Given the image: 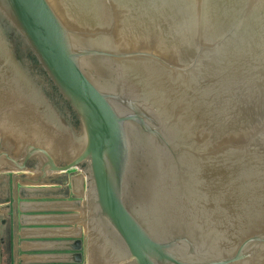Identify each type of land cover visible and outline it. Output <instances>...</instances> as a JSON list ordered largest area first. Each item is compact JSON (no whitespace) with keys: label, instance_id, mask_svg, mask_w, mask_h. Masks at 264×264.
<instances>
[{"label":"water","instance_id":"obj_1","mask_svg":"<svg viewBox=\"0 0 264 264\" xmlns=\"http://www.w3.org/2000/svg\"><path fill=\"white\" fill-rule=\"evenodd\" d=\"M173 1L193 46L181 61L144 49L108 47L114 46L112 18L100 45H93L81 37L84 32L68 27L50 0H0V64L16 63L24 75L16 92L1 81L0 90L14 92L21 101L35 96L33 104L56 112L69 134L81 133L69 150L58 147L55 138L29 139L18 157L0 149V184L11 172L39 173L37 178L15 174V187L17 181L38 183L52 173L80 168L88 184L90 264H242L264 250V224L234 230L227 249L215 253L178 223L155 229L131 201L139 142L152 149L164 172L180 179L181 186L190 173L187 158L245 159L234 166V173L259 182L264 178V0ZM24 52L48 77L43 91L33 85ZM131 61L150 63L179 79L194 73L203 77L206 71V102L214 104L204 108L208 143L192 138V129L185 126L187 109L172 117L150 95L140 81L145 71L128 73ZM4 75L11 76L10 70L3 69L0 77ZM55 103L70 107L77 130Z\"/></svg>","mask_w":264,"mask_h":264},{"label":"bare ground","instance_id":"obj_2","mask_svg":"<svg viewBox=\"0 0 264 264\" xmlns=\"http://www.w3.org/2000/svg\"><path fill=\"white\" fill-rule=\"evenodd\" d=\"M50 1L70 28L78 27L66 17L67 14H71L74 18L70 19L76 23L84 22L86 25H93L92 28L103 30L113 19L115 30L112 41L117 45L136 47L139 45H132L134 42L159 43L161 40L177 50L183 49L177 52L180 55H176L174 51L167 54L160 51L169 57L174 56L171 58L179 61L190 56L193 51V46L189 42L187 23L184 22L181 10L175 9L173 0ZM167 26L171 29L167 33L169 41L157 31L164 27L166 29ZM172 29L179 30L178 43L173 37ZM18 66L16 63L0 64V72L8 69L12 76L4 75L0 77V81L3 84L7 82L15 92L17 90L14 87L17 88L18 82L24 77L17 70ZM138 69L146 72L145 77L140 78L141 83L159 104L162 103L160 105L165 107L167 113L172 117L175 114L178 118L187 109L190 118L187 120L185 118V126L188 125L192 129V138L201 145L208 143L209 129L203 115L205 106L211 107L213 102H209L210 104L206 102L205 96L209 87L206 71L203 77L202 73L200 75L194 73L187 78L179 79L150 63L141 65L131 61L126 65V70L132 76ZM25 98L21 101V97L14 92L0 90L1 126L9 127L12 133L17 134L19 138L25 137L27 141L37 138L39 141L45 139L46 142H51L55 138L58 147L65 146L69 150L72 139H79L81 133L69 134L63 128L64 125L62 126L56 112L50 113L36 107L31 101L32 98L35 100V96L25 95ZM137 146L140 151L136 177L140 178L141 182L140 185L136 183L131 201L138 204L143 218L155 229L162 231L166 224L178 223L182 229H190L192 234L194 231L197 237L200 235V238L217 253L219 249H227L228 241L235 231L259 228L264 224V178L259 182L255 176L250 178L248 174L238 175L232 170L245 159L187 158L185 164L190 173L184 186H181L180 179L164 172L152 149L150 150L144 142H139ZM242 264H264V250L262 253L257 252L252 260Z\"/></svg>","mask_w":264,"mask_h":264},{"label":"crops","instance_id":"obj_3","mask_svg":"<svg viewBox=\"0 0 264 264\" xmlns=\"http://www.w3.org/2000/svg\"><path fill=\"white\" fill-rule=\"evenodd\" d=\"M10 174L0 184V264H90L84 172L74 168L15 187V174L39 173Z\"/></svg>","mask_w":264,"mask_h":264},{"label":"rangeland","instance_id":"obj_4","mask_svg":"<svg viewBox=\"0 0 264 264\" xmlns=\"http://www.w3.org/2000/svg\"><path fill=\"white\" fill-rule=\"evenodd\" d=\"M118 4H121V3H118ZM122 5H123V3H122ZM132 6L134 7L135 4H133ZM120 12L121 11H119L118 14H120ZM65 14H66V12H64V15ZM66 17H68V19L73 22V25L75 23V26L78 27L76 29L77 31L85 33V34L84 33L81 34V37L84 38V40L87 43H89V44L98 45L100 43V39L99 38L102 35H104L106 33V31H107V29L103 30V29H98V28H92L93 25H88V24L86 25L84 22L83 23H76L73 20H71L72 19L71 17H73L71 14L70 15L67 14ZM119 18L120 17L118 15V20H119ZM81 26H83V27H81ZM169 30L171 31L169 26H167L166 29L164 27V28H162L160 30H157V31H158V33L160 35L164 36L167 39V33H168ZM172 32H173L174 39L178 43L177 40H178L179 30L176 29L174 31L172 29ZM159 38H160V36H159ZM167 40L169 41V39H167ZM117 42H119V41H117ZM158 42L159 43H154V42H151V41L134 42L132 45H139V46H136V47H133V46L132 47H123L122 45L120 46V45H117L115 43H114V46H113V45H111L109 43L108 47H115V50L144 49V50L156 52L158 54H162L165 58H168L167 57L168 55L166 56V54L168 52L174 51V52H176V55H177L178 54L177 52H180L181 50H183V49L177 50L174 46L170 47V45L164 44L161 40L158 41ZM160 51L164 52L166 54H163ZM184 52H186V50L183 51V53ZM173 54H175V53H173ZM178 55H180V53ZM23 57L27 59V60L24 59L26 61L25 62V66L27 67L26 70L31 75L30 76L31 79L34 78V80H35V81L33 80L35 82V84H33L34 87H37L38 90H40V91L42 90L43 91L44 90L43 87L45 86V84L49 83L48 77L46 76L45 72L40 67L37 66L36 61H34L30 57V55H27V53L24 52V56ZM171 57H174V56H171ZM171 57H169V58H171ZM31 79L29 80V83H33ZM45 95H46V97H48L47 94H45ZM58 97H59V95H58ZM48 99H50V98L48 97ZM55 104H56V108L55 109L61 110L60 111L61 117L64 118V120H66L69 123V127L72 125L74 127V129L77 130L79 128V122L77 121V119L74 118V116H72L73 114L71 112L70 107L66 104L65 106L61 105L60 108H59L58 104L57 103H55ZM8 128L9 127H4L3 125L1 126V124H0V129H2V130H0V149L2 151H5V150L8 151V153L11 154L14 157H18V156L22 155L24 147L26 145L27 139H24L25 137H22L23 138V140H22V138H19L17 134H14V132L12 133V131H10ZM33 164H34L33 161H29L28 162V166L29 167H32ZM78 169L80 170V168H78ZM135 179H136V183L140 185V182H141L140 178L135 177ZM130 204L132 205L133 208L136 209V205L135 204H132V203H130ZM193 234H194V231H193ZM197 234H198V232H196V235ZM198 237H200V235H198Z\"/></svg>","mask_w":264,"mask_h":264},{"label":"flooded vegetation","instance_id":"obj_5","mask_svg":"<svg viewBox=\"0 0 264 264\" xmlns=\"http://www.w3.org/2000/svg\"><path fill=\"white\" fill-rule=\"evenodd\" d=\"M74 118H75V116H74Z\"/></svg>","mask_w":264,"mask_h":264}]
</instances>
